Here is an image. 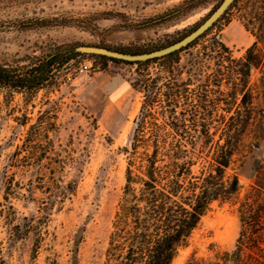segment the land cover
Returning <instances> with one entry per match:
<instances>
[{"label": "rangeland", "instance_id": "1", "mask_svg": "<svg viewBox=\"0 0 264 264\" xmlns=\"http://www.w3.org/2000/svg\"><path fill=\"white\" fill-rule=\"evenodd\" d=\"M220 1L37 0L2 6L0 65L22 64L30 55H43L58 45L87 43L128 50L163 47L195 28ZM246 4V0H240L206 36V39L213 37L222 41L233 58L244 54L255 41V35L264 41V29L259 33L244 26ZM37 17L62 18L69 24L18 28L17 21ZM200 46L182 51L174 65L176 82H188L190 89L188 100L179 98L176 109L185 108L187 103L195 106L196 95H206L205 105L216 107L212 114L197 118L195 125L186 121L185 132L168 134V139L201 143L208 138L215 141L224 137V123L230 122L229 116L240 101L238 94L235 104L230 105L232 98L223 86L221 93L212 90L213 77H206L212 62L198 70L200 75L188 80L191 53ZM84 61L91 65L82 72L79 66ZM153 65L149 67L150 72L155 71L156 65ZM56 76L54 87L40 89L31 99L15 91L0 90V203H5L3 195L10 183L8 191L14 194L8 196V202L15 210L14 223L22 225L24 217L38 218L40 202L47 201L46 193L39 188L32 190V196L27 192L31 189L30 182L40 187L35 168L11 161V154L40 114H43L41 126L50 127L47 137L52 142V152L63 159V168L58 170L60 183L73 178L77 181L74 193L64 199L58 210V204H54L48 218L40 220L35 232L15 238L0 218L4 264H102L104 261L124 184L128 154L123 149L129 146L142 92L132 86L136 78L134 65L98 58L76 57ZM165 80L158 81V85ZM117 84L123 85L125 92L118 103H111L110 87ZM204 84L206 93L202 89ZM247 87L250 103L240 106L239 120L230 122V125L239 123L241 131L226 169L228 174H236L239 190L229 200L211 203L188 244L178 249L171 264H186L191 254L195 259L213 264L217 255L235 250L239 237L243 239L245 264H264V63L251 67ZM199 123L207 125V135L199 132ZM43 128L39 133L45 132ZM204 153L192 167L194 172L204 164Z\"/></svg>", "mask_w": 264, "mask_h": 264}, {"label": "trees", "instance_id": "2", "mask_svg": "<svg viewBox=\"0 0 264 264\" xmlns=\"http://www.w3.org/2000/svg\"><path fill=\"white\" fill-rule=\"evenodd\" d=\"M239 1L233 0L211 27L186 46L159 57L129 62L104 55L79 53L73 50L74 46L58 45L43 55H30L22 64L0 65V90L5 93L15 91L24 94L26 99H31L40 89L54 87L57 72L76 57L86 56L135 66L136 78L132 86L142 92V101L134 119L129 146L123 149L128 154L124 184L114 212L102 264H171L178 249L188 244L193 230L209 210L211 203L229 200L238 192L236 174H228L226 169L239 141L241 125H230V122L239 120L240 106L250 103L247 79L251 67L264 63V41L260 35H255V41L245 49L244 54L233 58L222 41L213 37L206 39V36ZM30 2L37 0H0V7ZM246 2L247 8L243 11L244 26L260 33L264 29V0ZM68 24L66 19L57 17L24 18L17 21L20 29ZM259 42L261 47H258ZM85 45L99 46L87 43ZM197 45L201 46L194 54L191 53L188 80L192 76L200 75L198 70L207 68L212 62L213 67L206 76L213 77L212 90L221 93L222 86L227 88V93L232 98L230 105L235 104L238 94L241 98L235 105L233 114L229 116L230 122L224 123V137L215 141L208 138L201 143L168 139V134L182 135L186 121L195 125L197 118L212 114L216 107L205 105L206 95H196L195 106L187 103L185 108L176 109L179 98L185 97L188 100L190 89L188 82H176L174 65L178 63L182 51ZM102 47L131 54L162 48L128 50ZM151 65H156L154 72L149 71ZM162 79L172 81L165 80L158 85V81ZM206 87L205 84L202 86L205 93ZM42 115L29 126L26 137L11 154V161L20 163L21 166L29 164L35 168L36 176H39L37 184L40 187L30 182L31 189H27V192L32 196V190L39 188L46 193L47 201L40 202L38 208L41 215L38 218L24 217L25 222L22 225L14 223L15 210L8 202V196L14 194V191L9 193L8 183L7 191L3 195L5 203H0V218L9 226L10 234L15 238L37 231L40 220L48 218L54 204H58V210L64 199L74 193L77 183L75 178L64 184L60 183L58 170L63 168V159L52 152L53 145L47 137L50 127L41 126ZM199 126V132L207 135V125L199 123ZM42 128L45 132L39 133ZM203 151L205 165L198 172H194L192 167L201 158ZM242 241V237H239L235 250L217 255V261L213 264H220L219 261L221 264H245L242 260ZM0 264H4L1 248ZM186 264L206 263L195 259L191 254Z\"/></svg>", "mask_w": 264, "mask_h": 264}, {"label": "water", "instance_id": "3", "mask_svg": "<svg viewBox=\"0 0 264 264\" xmlns=\"http://www.w3.org/2000/svg\"><path fill=\"white\" fill-rule=\"evenodd\" d=\"M232 1L233 0H221L218 3V5L208 14V16L205 17L190 32L185 34L179 40L169 45H166L162 48L150 51V52L131 54V53H124V52H120L116 50H111V49H108L102 46L85 45V44L74 46L73 50L79 53L104 55L107 57H113L116 59H120L123 61H129V62L143 61L146 59L159 57L166 53H169L174 50H178L186 46L188 43L193 41L199 35L203 34L225 12V10L232 3Z\"/></svg>", "mask_w": 264, "mask_h": 264}, {"label": "crops", "instance_id": "4", "mask_svg": "<svg viewBox=\"0 0 264 264\" xmlns=\"http://www.w3.org/2000/svg\"><path fill=\"white\" fill-rule=\"evenodd\" d=\"M110 91H111V98H110L111 103H118L121 97L123 96L125 89L123 85L117 84L110 87Z\"/></svg>", "mask_w": 264, "mask_h": 264}, {"label": "built area", "instance_id": "5", "mask_svg": "<svg viewBox=\"0 0 264 264\" xmlns=\"http://www.w3.org/2000/svg\"><path fill=\"white\" fill-rule=\"evenodd\" d=\"M87 62L88 64L85 61L80 64L79 71L85 72L90 67L91 65L90 62L89 61Z\"/></svg>", "mask_w": 264, "mask_h": 264}]
</instances>
